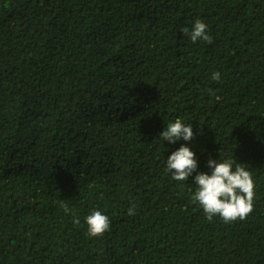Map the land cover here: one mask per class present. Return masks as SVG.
I'll return each instance as SVG.
<instances>
[{
	"label": "trees",
	"instance_id": "obj_1",
	"mask_svg": "<svg viewBox=\"0 0 264 264\" xmlns=\"http://www.w3.org/2000/svg\"><path fill=\"white\" fill-rule=\"evenodd\" d=\"M177 119L193 139L169 144ZM220 157L252 174L245 220L192 202ZM0 264H264V0H0Z\"/></svg>",
	"mask_w": 264,
	"mask_h": 264
},
{
	"label": "clouds",
	"instance_id": "obj_2",
	"mask_svg": "<svg viewBox=\"0 0 264 264\" xmlns=\"http://www.w3.org/2000/svg\"><path fill=\"white\" fill-rule=\"evenodd\" d=\"M190 41L197 40L213 43V38L208 34L207 25L197 19L191 29L181 30ZM221 74L213 73L212 79L218 81ZM192 124H185L180 119L169 123L160 134L162 140L169 144L183 140L189 142L193 139ZM233 160H213L209 158L207 166L212 170L211 174L197 173L194 178L196 191L191 197L192 202L199 205L208 221L219 216L225 223H233L237 220H245L253 211L255 196V183L251 172L246 170L243 164L236 163L233 170ZM165 165V172L171 173V179L177 182L188 181L197 171L198 163L195 154L189 147H181L172 152ZM182 186V185H181ZM61 207L67 213L69 209L61 202ZM129 216L135 215V206L128 209ZM74 225H79L80 220L73 217ZM87 234L90 237H100L109 230L110 221L107 215L94 210L85 217Z\"/></svg>",
	"mask_w": 264,
	"mask_h": 264
}]
</instances>
